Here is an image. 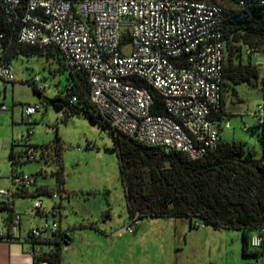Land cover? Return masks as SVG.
I'll return each instance as SVG.
<instances>
[{
	"label": "built area",
	"instance_id": "obj_1",
	"mask_svg": "<svg viewBox=\"0 0 264 264\" xmlns=\"http://www.w3.org/2000/svg\"><path fill=\"white\" fill-rule=\"evenodd\" d=\"M0 4L3 22L14 31V35L0 31V50L12 38L20 44L55 49L69 71L85 75L89 101L107 122V132L142 146L179 152L189 161L217 148L224 64L219 5L202 0H26L24 6L22 0H0ZM124 38L128 54L122 50ZM258 52L248 48L244 55ZM13 79L12 63L1 59L0 83ZM30 82L38 93L47 88L39 77ZM152 92L159 95L164 114L153 111ZM75 101L72 96L69 103ZM8 109L0 103V115ZM39 110L38 104L23 105L22 120L33 123ZM252 115L256 124L264 123L262 103ZM33 133L29 128L26 142ZM52 155L54 146L35 149L27 144L19 160L40 162ZM9 179L10 186L0 188V240L6 242L20 237L16 190L31 189L38 176L17 170ZM49 198L53 202L49 208L36 197L27 208L36 218L45 219L29 228L28 235L34 238L59 231L57 200L62 195L52 191ZM124 231L132 232L131 225ZM263 242L264 225L249 244L259 248ZM27 251L33 254L31 248Z\"/></svg>",
	"mask_w": 264,
	"mask_h": 264
},
{
	"label": "rangeland",
	"instance_id": "obj_2",
	"mask_svg": "<svg viewBox=\"0 0 264 264\" xmlns=\"http://www.w3.org/2000/svg\"><path fill=\"white\" fill-rule=\"evenodd\" d=\"M203 1L209 3L207 0ZM214 4L220 6L221 2L215 0ZM122 50L124 54H128L129 46L126 42L122 45ZM243 58L244 60L249 59L250 63L257 67L258 79H252L251 83L231 85L224 92L226 114L222 116L218 135L222 142L243 143L246 153L249 152L253 158H258L261 153L259 135L262 128L257 126L252 114L262 102L260 89L264 84V46L262 51L252 54L249 58L247 56ZM11 63L16 82L13 85L14 91L10 83L6 84L7 106L10 107L11 99H13L17 103V110L21 109L20 104H38L40 110L33 115L34 123L31 126L21 119L19 112L12 121L0 124V188L9 186L12 169L9 160L11 146H13V153L18 156L25 147V138L29 128L34 131L28 141L32 145L53 146L56 139L60 141L62 147L59 160L63 179L61 184L57 183L55 177L52 176L56 168L55 163L49 160L47 162H23L13 168L28 174H39V184L46 185L51 191H57L59 188L57 193L62 195V201H57L62 206L58 208L56 221L62 230L71 232L76 240L71 251L65 254L68 257L64 259V264H85V262L86 264H108V262L113 264H179L181 258L173 255L174 252V254L178 252L175 249L178 246L184 249V253L187 251L196 257L206 252L211 264H217L218 259L224 260V264H263L261 256H242L241 231L239 230L214 229L210 226L190 230L185 226L186 230L183 232L184 221L180 219L160 218L131 222L128 218L123 186L119 176L118 157L113 149L115 144L112 137L81 115L69 114L67 117L60 118L58 110L45 102L46 98L63 95L64 87L68 83L67 72L58 67L56 60L47 59L45 55H18ZM34 77H39L47 85L41 96L34 92L30 84ZM66 194L69 196L68 199L64 198ZM36 197L43 201L44 206L52 202L46 194ZM31 200L32 198L15 199L16 211L21 213L24 228H32L43 221L31 212L24 213L30 206ZM100 211L102 214L95 215ZM91 213L95 215L98 222L108 221L105 226L108 232L129 234L124 231L129 224L133 231L135 229L141 232L147 231L149 235H152L151 239L154 238L157 242L154 243L151 240L150 246L134 245L128 250V254L123 253L125 249H114L115 254L112 252L108 257H106L107 254H97L94 258L93 253L89 256V249H84L77 234L79 225L89 223ZM48 219L51 221V218ZM197 223L202 225L199 221ZM99 225L102 227L101 224ZM183 233L187 236L184 237ZM105 243L108 242L105 241ZM107 247L106 244V247H103L104 250H108ZM191 250H196V252H191ZM39 251H46V247L39 248ZM81 252L86 255L84 258L80 257ZM203 261L204 259H201V263Z\"/></svg>",
	"mask_w": 264,
	"mask_h": 264
},
{
	"label": "trees",
	"instance_id": "obj_3",
	"mask_svg": "<svg viewBox=\"0 0 264 264\" xmlns=\"http://www.w3.org/2000/svg\"><path fill=\"white\" fill-rule=\"evenodd\" d=\"M207 1L215 3V0ZM220 2L224 64L218 120L222 121L225 115L222 109L224 92L231 85L251 83L252 79H258L257 67L249 59L244 60L243 56L245 49H263L264 0ZM25 3L26 0H22V6ZM2 13L0 4V31L14 35L12 28L3 22ZM126 41L124 38L123 42ZM18 55H45L47 59L56 60L58 67L67 72L68 83L63 95L45 99L46 103L58 110V114L62 113L60 118L69 114L81 115L103 131H108L107 122L96 114L89 101V85L85 75L69 71L55 49L20 44L15 38L4 41L0 60L12 62ZM33 90L41 96L42 93H38L34 86ZM260 92L264 106V84ZM152 95L155 101L153 111L164 114L159 95L156 92H152ZM72 96L76 97V101L69 103ZM257 126L262 128L259 135L260 157L253 158L251 153H246L241 142H222L219 139L217 148L197 161H189L179 152L142 146L122 134L114 136L112 132H107L115 144L113 149L118 157L119 176L129 220L135 223L143 219L173 218L187 220L194 229L198 228L194 224L199 221L204 227L239 230L242 235V254L259 255L264 264V242L259 248H252L249 244L252 236L249 233H257L264 225V123ZM25 143V147L29 144L35 149L48 147ZM53 146L54 155L49 160L55 163L56 169L52 175L61 184L63 179L59 156L62 145L56 139ZM12 147L9 160L11 173H14L17 169L13 167L23 163L19 158L24 149L16 156ZM51 192L48 190L46 195L50 196ZM15 195L16 198H34L28 190L19 188ZM28 239L32 244L33 264H62V249L68 238L60 227L57 233L50 236L43 234L41 238H34L28 235ZM35 246L46 247V251L35 254Z\"/></svg>",
	"mask_w": 264,
	"mask_h": 264
},
{
	"label": "crops",
	"instance_id": "obj_4",
	"mask_svg": "<svg viewBox=\"0 0 264 264\" xmlns=\"http://www.w3.org/2000/svg\"><path fill=\"white\" fill-rule=\"evenodd\" d=\"M15 82H16L15 79H13V81L10 82V84L12 85V91H14L13 85L15 84ZM6 84L7 83H0V103H3V104H6V97H7ZM11 102L12 103H11L9 109L7 111H5V113L0 115V124L4 123V122H8L9 120L12 121L18 112H19L21 119H22V106L23 105L20 104L21 109L17 110V108H16L17 103L13 99H11ZM222 109H223V113L226 114V112L224 111V99H223ZM33 122H34V119H33ZM43 161L47 162V160L46 161L43 160ZM60 167H61L60 171L62 174L61 164H60ZM31 174H33V173H31ZM9 186H10V179H9ZM48 190H49V187H47L46 185L43 186V185L39 184V178H38L37 184L35 186H33L31 189H29L28 191L30 192V194H33L34 198H35L36 196L46 194V192ZM68 198H66V199H68ZM17 199H24V198L23 197H17ZM61 201L62 200H60V202ZM52 205H53V202H50V204L45 205V207L49 208ZM60 206H62L61 203H60ZM15 209H16V207H15ZM24 213L25 214L28 213L27 210ZM98 214H102V211L97 212V214H95V215H98ZM95 215L92 213L89 215V223L88 224L79 225V230H78V234H77L79 239H81L82 245H84V249L85 248L89 249L88 250L89 256L91 255V253H93V254H95L94 258L97 257V254L98 255L107 254L106 257H108V256H110L109 254H111L114 249H117V250L125 249V251L122 250L123 253L128 254L129 253L128 250L132 249V247L134 245L141 246L143 244V246H145V245L150 246L151 240H153L154 243L157 242L156 239H154V238L151 239L152 235H149V233H147V231L141 232V231H137V229H135L133 231V229H132V232H130V233L128 232L129 234H126L124 232L117 233V234H113L111 232H108L107 228H105V226L107 225L106 223L108 221L103 220L102 223L98 222L97 219L94 217ZM39 219L43 220V221H41V223H39V225H41L45 219L44 218H39ZM165 219H173V218H165ZM148 220H158V219H148ZM174 220H176V219H174ZM180 220L184 221V223L182 222L184 225L183 232L186 230L185 226H187L190 230L194 229V228L190 227L189 222L187 220H184V219H180ZM99 224H101L102 227H100ZM36 226H38V225H36ZM59 227L61 229L60 225H59ZM74 228H76V227H74ZM182 229H183V227H182ZM28 230H29V228L22 227V221H21V230H20L19 239L14 240L12 242H6V241L0 240V264H33L32 255L27 251V249L32 247V244H31L30 240L28 239ZM62 231H64V230H62ZM65 232H66V235L68 238L67 239L68 242L63 245L62 264H64V259H66L68 257L65 254L68 251H71V247L74 246V242L76 241L71 232H67V231H65ZM253 234H254V232L249 233V235H253ZM183 236L186 237L187 234L183 233ZM127 237H129V238H127ZM105 241H107L108 243H105ZM106 244L108 245V247H107L108 250H104V248H103V247H106ZM184 245H186V241H184ZM178 247H175V249L178 250V252H176V254H174L175 253L174 252L173 255H175L176 258L177 257L181 258L179 264H199V263L200 264H211V260H209V257L206 256V252H202L199 256L196 257V255H190V252L185 251V253H184V249L182 247L181 248L179 247V249H177ZM241 248H242V235H241ZM98 250H99V252H98ZM34 252H35V254L39 253V248L37 246L34 247ZM115 252L116 251H114L113 253L115 254ZM191 252L195 253L196 250H191ZM187 253H189V254H187ZM241 254H242V251H241ZM85 256L86 255H84V252L80 253V257L84 258ZM242 256L245 257L243 254H242ZM198 257H199V259H198ZM205 257L207 258L206 260H205ZM201 259H204L203 263H201ZM224 262H225L224 260L218 259L217 264H224ZM85 264H86V262H85ZM108 264H113V263L108 262Z\"/></svg>",
	"mask_w": 264,
	"mask_h": 264
}]
</instances>
